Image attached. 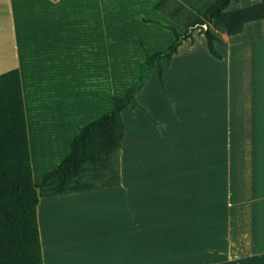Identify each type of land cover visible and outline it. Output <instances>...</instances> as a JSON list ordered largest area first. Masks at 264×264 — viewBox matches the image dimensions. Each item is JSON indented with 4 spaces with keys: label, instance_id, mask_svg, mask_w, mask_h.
I'll return each instance as SVG.
<instances>
[{
    "label": "crops",
    "instance_id": "1",
    "mask_svg": "<svg viewBox=\"0 0 264 264\" xmlns=\"http://www.w3.org/2000/svg\"><path fill=\"white\" fill-rule=\"evenodd\" d=\"M20 1L26 4L20 7L19 19H17L13 0H0V74L16 68L21 71L33 168L35 172L34 154H38L42 157L38 166L42 167V171L45 172L57 166L61 158L69 152L70 142L78 132L77 126L93 121L97 116L114 107L111 96L124 94L126 89L136 81L139 65L145 59L144 52L139 46L141 44L142 47L144 44L143 36L139 37V34L132 31L125 33L120 31L121 34L119 35L113 32L112 30H122L121 24H117L118 17H115V20L111 22L109 19L111 17L108 14L126 12L130 14L126 19L129 26L133 25L134 27V25L143 23V25H148L145 27L149 28V31H160L158 34H161L164 33L161 26L146 23L137 17L149 9H155L161 0ZM27 2L30 3L27 4ZM157 17L158 20L169 23L167 20L170 17L168 18L159 10ZM112 23L116 24L118 28L113 29ZM166 33L168 32L166 31ZM173 38L174 36L171 35V43ZM231 39L233 37L228 35V39H224L225 44L216 43V47L217 44L224 47V51L220 52L224 58L219 60L226 64L228 96H233L232 82L235 81L236 54L238 53L237 56L240 55L241 51L246 49L244 47L249 44L248 38L240 39L236 43L231 42ZM118 41L120 42L116 44L115 42ZM73 42L87 43L88 48L83 59L79 60L75 67H69L67 63H62L58 67L52 53L58 52L59 44H72ZM133 45L136 48H133ZM33 46H36V51L32 53V56L29 52ZM182 46L170 63L165 62L164 84L161 83L163 90L160 92L152 90V83L156 76V69H154L147 85L137 95L139 102L145 109L138 108L132 111L127 108L124 112L127 134L123 142L127 143L126 147L130 148L132 154H140L141 152L151 154L158 146L155 143L156 139L177 136L173 134V130L168 128L170 122L159 119L152 111L153 94L155 98L157 94H160L163 102L166 101V95H169L173 100L169 89L170 85L173 89L175 85L173 79H170L172 69L169 70L168 68L175 61L178 63L179 100L184 105L180 111L177 109V116H180V112L186 107L189 110L197 108L204 95L202 94V87L207 88L209 86V79L202 86L203 75L207 79L210 76L209 73L213 72L211 58L205 60L206 63H204L203 56L207 58L210 57L209 54L196 47L182 51ZM62 48L66 51L64 47ZM150 49L154 51L158 48L150 47ZM43 56L47 57L44 58ZM194 101L195 104L192 106L191 102ZM239 105L236 101L227 105L226 127L225 131L219 133L221 136L212 135L213 128L211 130L208 128L195 130L196 134L192 142L195 155L212 153V147L206 148L207 152H204L205 148H201L204 147V141L207 143L212 141L218 147L223 148L228 167V197L226 200L228 212L224 220L227 230L222 236L214 237V231L206 229L210 238L212 239L213 236V239L216 240L212 242V245L208 239L206 247L207 252L211 248L210 260L199 264H264V176L255 178L261 180L253 183L250 182V176L245 178L244 183L246 184L245 187L248 186L246 188L248 194L251 192L250 188L256 186L260 188V194H244L241 198L235 197V184L232 180L241 141H243L245 148L252 140L259 141V147L261 146L263 149L261 152L263 157H260L264 168V100L249 102L248 107L245 106L241 111L237 109ZM251 108L254 110L252 111ZM239 116L244 117L242 123L239 121ZM251 120L254 123H251ZM182 128L183 126H181ZM180 143L181 154L185 155L183 149L188 147V144L186 142L182 144L181 141ZM247 154L250 155L246 151ZM51 162H56L54 163L56 165L48 168L46 164ZM195 171L201 173L202 167L200 165L195 166ZM213 181V179L210 180V182ZM110 188L112 187L96 188L85 192L97 191L101 193V191ZM38 198H40V203L37 204L38 227L43 264H54L53 261H57L55 264H59L61 261L58 262L56 255V260L53 259L54 252L58 254L57 250L53 249L55 246L54 238L52 246L48 240H46L47 245H45L42 238L43 234L49 238L55 235L53 232L51 235L48 234L47 231H50L46 228L48 221L61 222L57 221L59 217L57 210L55 213L58 215L54 216L52 209L58 206L61 201L64 209L67 208L63 209L62 214L67 216L75 206L84 204L82 202L90 199V197L52 199L39 195ZM215 204L219 205L218 200ZM209 217L213 221L215 220L214 215L206 216V218ZM200 218L203 219V216ZM59 225L54 228L57 230L60 228ZM202 230L201 224L200 237L203 236ZM56 237L58 236L56 235ZM202 245L203 238L201 248ZM81 250L80 255L82 254L84 258L85 256L88 257L84 264H122V254L120 253L119 257L118 252L114 251L116 248L110 252V254L115 253L114 256L111 257L110 255L108 258L101 256L97 248L92 247L91 243L88 242L84 244ZM93 251L98 255L92 254ZM102 253L106 254L107 251ZM92 256L98 261L91 260ZM77 259H67L63 263L79 264Z\"/></svg>",
    "mask_w": 264,
    "mask_h": 264
},
{
    "label": "rangeland",
    "instance_id": "2",
    "mask_svg": "<svg viewBox=\"0 0 264 264\" xmlns=\"http://www.w3.org/2000/svg\"><path fill=\"white\" fill-rule=\"evenodd\" d=\"M260 1L262 0H234L229 10H236ZM64 3L66 4V1ZM200 3V1H194L190 6L195 8ZM24 4L26 3L20 0H13L17 19H19V9ZM157 14L156 7L143 13L147 17L156 19L158 18ZM108 15L111 17L109 18L111 22L115 20V17H118L117 24H121L120 28L122 30H112L118 35L121 34L120 31L123 33L126 31L137 33L139 37L143 36L144 45L149 48L163 49L171 43L170 37L173 34L168 29L163 28L164 33L158 34L160 31L151 32L149 28L145 27L148 25H143V23L134 25V27L133 25L129 26L126 19L130 14L126 12L110 13ZM184 15L185 12L178 15V21L168 17L170 20L168 19L167 22L182 29L179 21L184 19ZM111 26L113 29L118 28L113 23ZM215 30L221 33L224 39H228L226 33L218 29ZM243 38H248L249 44L244 47L246 49L242 50L240 55L237 56V53L235 57L237 65L234 67L235 81L232 82L233 96L227 95L226 64L209 52L205 35L196 32L194 39L182 46V51L191 47L205 51L210 57L203 56L204 63H206L205 60L211 58L213 68V72L209 73L210 76L207 79L203 75L202 86L208 79L209 86L207 88L202 87V94L204 95L198 107L190 110L186 107L180 112V116H177V109L180 111L184 107L183 102L179 100L177 61L168 68L169 70L172 69L170 79H173L175 85L174 89L171 85L169 89L173 100L169 95H166V101L163 102L160 94H157L156 98L154 94L152 95L154 115L165 122L169 121L168 128L173 130V134L177 136L156 139L155 143L158 146L151 154L146 152L132 154L130 148L126 147L127 143L123 142L119 146L114 133L110 132L114 138L112 142H114L116 150L121 155L122 184L103 190L104 192L101 191V193L84 191L51 197L52 199L90 197V199L82 202L84 204L75 206L67 216L62 214L64 206L61 201L58 206L52 209L54 216L59 214L57 221L61 222L48 221L46 228L50 231L47 232L50 235L53 232L55 235L49 238L43 234L42 238L45 245H47L46 240H48L51 246L54 238V244L57 247L54 246L53 249L58 252V254L54 252V260H56V255L58 262L61 261L59 264H64L63 261H67V259L76 260L77 258L79 264H84V262H87L88 257L85 256L84 258L80 253L86 242L91 243V246L97 248L101 256L107 258L110 255L111 257L114 256L115 253L110 254V252L113 248H116L114 251L118 252L119 257L120 253L122 254V264H199L210 260L211 248L207 252L206 242L210 240L209 243L213 245L212 242L216 239L214 240L213 236L211 239L206 229H212L214 237L222 236L227 230L224 220L228 212L226 206L228 167L226 157H224L225 153H223L224 150L218 147L216 143L204 141V147L201 148H205L204 152H207L206 148L212 147V153L195 155L192 142L197 129L208 128L211 130L213 128L212 135L221 136L219 133L225 131L226 127L227 105L232 101L240 104L237 109L241 111L245 106L248 107L249 102L264 100V20L250 23L246 31L239 37L231 39V42L236 43ZM119 42L115 43L118 44ZM58 46V52L52 53L58 67L62 63H67L69 67H75L79 60L83 59L88 48L85 42L59 44ZM139 46L143 51L141 44ZM35 47L33 46L31 52H29L32 56V53L36 51ZM218 47L220 52L224 51L221 44H217ZM133 48L136 47L133 45ZM43 57L46 58L47 56ZM206 66L209 68L208 65ZM152 90L157 92L163 90L157 70L155 80L152 83ZM191 104L193 106L195 101ZM251 110L253 111L254 108H251ZM197 113L198 119L196 120ZM243 120L244 117L239 116L241 123ZM251 123H254V121L251 120ZM181 126H183L182 129ZM79 127L81 126H77L78 132ZM199 132L202 131L199 130ZM180 141L182 144L185 142L188 144V147L186 146L183 149L185 155L181 154ZM241 142L232 176L235 184L234 195L239 198L244 194H248V189H246L248 186L245 187L246 184L244 183L245 178L250 176V182L253 183L261 180L255 178L264 176V168L261 162L263 149L261 146L259 147V141L252 140L246 148L243 141ZM246 151L250 155H246ZM65 156L61 158L60 163L55 167L62 163ZM40 160H42V157L34 154L36 184L40 181L42 173H44L43 168L38 166ZM54 163L56 162L47 163L46 165L50 168L56 165ZM199 165L202 167L201 173L195 171V166ZM211 179L214 181L210 182ZM250 189L251 192L248 195L260 194V188L257 186ZM38 192L40 195V190ZM216 200H218V206L215 204ZM55 210L58 214L55 213ZM200 213H203V215H200ZM207 215H214L215 220L213 221L211 217L206 218ZM200 216H203V219ZM201 224L203 236L200 237ZM56 225L60 226L57 230L54 228ZM202 238L203 245L201 248ZM103 251H107V253L104 254ZM92 254L98 255L94 251ZM91 260L98 261L94 256L91 257ZM53 263L55 264L57 261H53Z\"/></svg>",
    "mask_w": 264,
    "mask_h": 264
},
{
    "label": "trees",
    "instance_id": "3",
    "mask_svg": "<svg viewBox=\"0 0 264 264\" xmlns=\"http://www.w3.org/2000/svg\"><path fill=\"white\" fill-rule=\"evenodd\" d=\"M194 1L201 3L192 8ZM233 1L161 0L157 9L173 20L178 21V15L185 12L179 21L182 29L138 15L146 23L172 31V43L154 51L142 44L145 59L139 65L136 81L124 94L111 96V110L79 127L62 163L45 171L37 184L21 71L16 68L0 74V264H43L37 213L39 190L41 197H53L122 184L121 155L110 132L120 146L127 134L124 112L127 108L145 109L137 95L147 85L152 71H158L164 84L165 61L170 63L196 32L205 35L210 53L223 59L216 43L225 44V40L215 29L234 38L243 34L250 23L264 20V0L230 11Z\"/></svg>",
    "mask_w": 264,
    "mask_h": 264
},
{
    "label": "bare ground",
    "instance_id": "4",
    "mask_svg": "<svg viewBox=\"0 0 264 264\" xmlns=\"http://www.w3.org/2000/svg\"><path fill=\"white\" fill-rule=\"evenodd\" d=\"M48 212V211H47Z\"/></svg>",
    "mask_w": 264,
    "mask_h": 264
}]
</instances>
